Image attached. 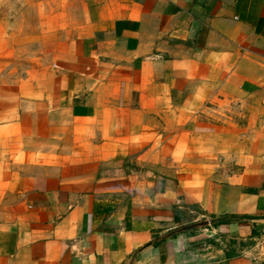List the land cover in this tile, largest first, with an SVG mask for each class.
I'll use <instances>...</instances> for the list:
<instances>
[{
    "label": "crops",
    "instance_id": "1",
    "mask_svg": "<svg viewBox=\"0 0 264 264\" xmlns=\"http://www.w3.org/2000/svg\"><path fill=\"white\" fill-rule=\"evenodd\" d=\"M33 3L0 20V264H264V0Z\"/></svg>",
    "mask_w": 264,
    "mask_h": 264
},
{
    "label": "rangeland",
    "instance_id": "2",
    "mask_svg": "<svg viewBox=\"0 0 264 264\" xmlns=\"http://www.w3.org/2000/svg\"><path fill=\"white\" fill-rule=\"evenodd\" d=\"M36 0H0V20L12 24L13 32H18L20 37L23 31H27L28 27L32 25L30 22L33 16V6ZM23 28V31H22ZM19 60V58H14ZM16 64H18L16 62ZM16 64L14 69H16ZM19 72L13 71L12 73H1L0 81L15 80ZM1 83V82H0Z\"/></svg>",
    "mask_w": 264,
    "mask_h": 264
},
{
    "label": "water",
    "instance_id": "3",
    "mask_svg": "<svg viewBox=\"0 0 264 264\" xmlns=\"http://www.w3.org/2000/svg\"><path fill=\"white\" fill-rule=\"evenodd\" d=\"M208 224H209V222L207 220L198 221V222H194V223H190V224H186V225L182 226L181 230H190V229H193L197 226H205Z\"/></svg>",
    "mask_w": 264,
    "mask_h": 264
},
{
    "label": "trees",
    "instance_id": "4",
    "mask_svg": "<svg viewBox=\"0 0 264 264\" xmlns=\"http://www.w3.org/2000/svg\"><path fill=\"white\" fill-rule=\"evenodd\" d=\"M218 222H224V220H219Z\"/></svg>",
    "mask_w": 264,
    "mask_h": 264
}]
</instances>
